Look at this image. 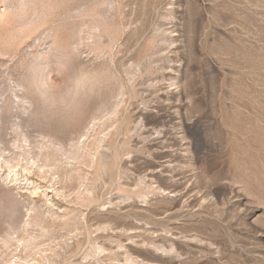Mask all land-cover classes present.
I'll return each instance as SVG.
<instances>
[{
    "label": "rangeland",
    "instance_id": "obj_1",
    "mask_svg": "<svg viewBox=\"0 0 264 264\" xmlns=\"http://www.w3.org/2000/svg\"><path fill=\"white\" fill-rule=\"evenodd\" d=\"M0 264H264V0H0Z\"/></svg>",
    "mask_w": 264,
    "mask_h": 264
},
{
    "label": "clouds",
    "instance_id": "obj_2",
    "mask_svg": "<svg viewBox=\"0 0 264 264\" xmlns=\"http://www.w3.org/2000/svg\"><path fill=\"white\" fill-rule=\"evenodd\" d=\"M55 87H57V85H47V84L44 85V88H45L46 91H47V90H50V89H52V88H55ZM76 87H77V88L80 87V82H77Z\"/></svg>",
    "mask_w": 264,
    "mask_h": 264
},
{
    "label": "bare ground",
    "instance_id": "obj_3",
    "mask_svg": "<svg viewBox=\"0 0 264 264\" xmlns=\"http://www.w3.org/2000/svg\"><path fill=\"white\" fill-rule=\"evenodd\" d=\"M95 1H97V0H95ZM88 2H90V1H88ZM100 2V1H99ZM81 8H85V7H81ZM80 8V9H81ZM101 12V11H100ZM78 14V13H77ZM88 22V21H87ZM86 23V22H85ZM91 24V23H90ZM79 25H81V24H79ZM95 28H96V30L98 29V25H95ZM99 30V29H98ZM148 68V67H147Z\"/></svg>",
    "mask_w": 264,
    "mask_h": 264
}]
</instances>
